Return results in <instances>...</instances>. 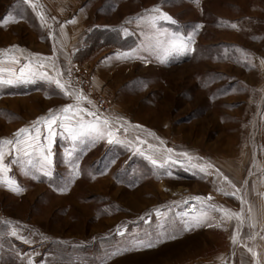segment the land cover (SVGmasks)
Segmentation results:
<instances>
[{"label":"rangeland","instance_id":"rangeland-1","mask_svg":"<svg viewBox=\"0 0 264 264\" xmlns=\"http://www.w3.org/2000/svg\"><path fill=\"white\" fill-rule=\"evenodd\" d=\"M10 2L0 0V14ZM131 2L129 18L114 31H92L88 45L74 54L78 62L94 58L93 63L62 65L58 58L55 64L62 82L71 85L68 90L82 91L92 101L80 107L97 111L91 93L107 100L98 112L111 119L114 142L109 144L107 135L95 142L69 137L62 123L75 127L83 116L73 109L52 126L54 137L39 125V132L25 133L21 144L3 147L10 169L5 178L22 191L0 184V264L29 259L32 264H227L231 255L248 263V249L255 250L264 233V0H141L136 9ZM153 8L177 23L161 19L153 27L148 18L159 15ZM236 17L247 19L243 27L232 26ZM7 23L0 26V76L16 82L0 85V140H15L21 128L33 129L39 118L76 101L54 81L50 59L62 51L15 50L26 36L23 29L20 35L4 33ZM196 25L203 27L195 32L191 50L165 59L170 34L187 37ZM104 31L131 42L117 47L111 42L119 40L99 34ZM108 57L111 64L100 66ZM37 136L45 152L51 141V176L38 170L45 163L39 148L29 147ZM168 148L173 152L164 151ZM167 156L163 168L149 159L163 163ZM206 163L214 166L207 175L199 170ZM224 177L247 203L224 194L234 191ZM242 207L245 222L237 239L245 244L243 254L231 239L239 222L222 220L215 210ZM202 211L208 222L184 231V222ZM13 229L31 243L13 236ZM157 239L155 247L111 255L132 240Z\"/></svg>","mask_w":264,"mask_h":264},{"label":"crops","instance_id":"crops-1","mask_svg":"<svg viewBox=\"0 0 264 264\" xmlns=\"http://www.w3.org/2000/svg\"><path fill=\"white\" fill-rule=\"evenodd\" d=\"M134 1L136 3L134 9L139 8L137 3H140L141 0ZM129 2L131 0H32V3L36 6L34 10L33 6L25 4L24 0H12L9 3V8L0 14V20L3 21L5 17L9 20L7 27L3 30L4 33L9 32L20 35L23 29L26 38L24 41L15 39V42L17 41L15 50H25L27 54V50H32L33 47L38 46L45 50H58L62 51V55L57 57L56 54H53L54 57L50 59L52 65L53 63L57 64L58 61L56 62V60L58 58H62V65L81 66L87 63L91 64L96 59L92 58L88 62H78L76 58L74 59L76 51L82 50L88 45V36L92 31L102 28L114 31L115 27L120 26L122 19L129 18L131 16V10H128ZM41 12L44 20L40 18L39 13ZM13 17L16 19L13 20ZM242 17L235 18L236 27H243L247 19ZM101 18H112V21H104ZM221 18L230 20L226 16ZM73 19H75V22L70 23L69 21ZM61 25H63V28H61ZM129 34L121 33V36L124 38ZM15 56H17V53H15ZM109 58L103 59L100 66L110 65L111 63L108 64L111 62ZM47 60L49 62V59ZM106 78L110 79L111 74L107 75ZM261 237H264V233L258 238L255 245L254 251L257 253L255 258L251 252H247L248 263H245L238 257V259L233 260L234 257L231 255L230 263L227 262V264H256L257 260L260 261V264H264V239ZM239 241L237 239L236 244L240 246ZM244 246L245 244L240 246L241 253L247 251ZM219 264L226 263L221 261Z\"/></svg>","mask_w":264,"mask_h":264},{"label":"snow or ice","instance_id":"snow-or-ice-1","mask_svg":"<svg viewBox=\"0 0 264 264\" xmlns=\"http://www.w3.org/2000/svg\"><path fill=\"white\" fill-rule=\"evenodd\" d=\"M24 3L30 4L31 6H33V8L35 10L36 6L32 3V0H24ZM150 11L159 13L158 16H150L148 18L150 24L153 27H155L156 22L158 20H161V19L164 21H167L171 24L177 23V21L174 20L170 15H167L166 13L160 12L159 8H153ZM39 15H40L41 20H44L43 13L41 12V13H39ZM15 19L16 18L13 17V20H15ZM7 22H8V18L5 17L3 21H0V26H2L3 23H7ZM69 22L74 23L75 19H73L72 21H69ZM232 26L236 27V25H232ZM202 27H203V25H196L195 28L193 29L192 33H190L187 37H184L179 32L174 33V34H170V36H171V40L169 42L170 46L166 50L167 56L165 57V59H167L169 56H171L173 54L176 56L183 55L186 52H188L189 50H191L190 45L194 43L193 36H194L195 32L198 31ZM61 28H63V25H61ZM5 51H9V50H5ZM21 51H23V50H21ZM11 60H12V63L18 62L15 57H12ZM262 63H264V61H262ZM25 67H27V65ZM39 67H45V65L43 63H40ZM52 70H53V72L56 73V76L54 77V81H55L57 88L60 89V91L63 92L65 96H72L75 99L76 103H75V105L70 104L66 107H63L62 109H60V111L58 113H54V112L50 111L47 116L41 117L33 123V129L21 128L15 134V136H16L15 140H8V139L0 140V184L7 185L9 187V190L14 191L16 193L21 192L22 189L18 185H15V182L12 180L11 177L5 178V174L10 169H9L8 165H6L4 163L5 153L3 151V147L5 145H14V144L19 145V144H21V138L25 133H28L29 135H31V132L33 130H35L36 132H39V130H40L38 127L39 125L47 126L50 136L54 137L55 133L52 132V126L54 124H56V122L58 120L63 121L65 119H67V116L65 115L62 117L61 113L67 114L70 111H73V109H75L74 114L83 113V116H80V118L78 120L77 126L70 128V127L63 125V123L61 125V126L65 127V131H67L68 136L71 137L74 141L79 137H87L92 142H95L97 140L104 139L105 136L107 135V142L109 144H112L114 142L115 134L113 133V131L109 127L110 124L112 123L111 119L109 117L102 116L98 111H88V110L80 107V105L84 102H87L89 105H91L92 101L89 100L87 98V96H85L83 94L82 91L70 92L68 90V88L71 85L65 84L62 82V74L59 71H57V69L55 67V63H53V65H52ZM2 71H3V69H0V72H2ZM21 74L23 75V69L21 70ZM40 75L41 76H47V73H40ZM69 75H70V73H69ZM49 79H53V78L49 77ZM14 82H16V81H14V79H12V78L5 80L2 76H0V85H3V84L12 85ZM84 116L94 117V119L84 120V118H83ZM38 139H39L38 136L32 137V141L29 144V147H32L33 151H35L37 148H39L41 155H42V159L44 160L45 163L42 164L38 170L41 171L44 176H51V174H52L51 173V163H52V160H51V156H52L51 141L49 142L48 147H47V151L45 152L44 145L36 143V141ZM115 142L120 143L121 141L116 140ZM161 143L163 144V141H161ZM17 150L19 151V149H17ZM164 151H166L167 153L170 154L173 152V149L168 148V149H165ZM179 155L185 156V157L188 156V154L185 152H181V153H179ZM149 159L151 160V163L153 165H156L160 168H163L164 164L167 163L168 160L171 159V156L164 157L163 163H159L158 160L156 158H153V157H149ZM16 162H18V161L17 160L13 161V163H16ZM172 162L175 163L176 161L173 160ZM193 167H196V165H193ZM213 167L214 166L211 163H206L204 165L199 166V170L201 172H204L207 175V174H209L208 169H213ZM223 179L229 185L230 188L234 189V191H232L231 193L224 191V194L237 196V193L240 192V189L235 188V185L232 184L231 181H228L226 177H224ZM245 183H247V181H245ZM217 191H222V189H217ZM237 198L240 200L242 206L245 203H247V201H245V199L242 195L237 196ZM196 199L197 200H203L204 198L196 197ZM207 199L211 200L212 198L208 197ZM215 210L221 213V219L222 220H232L234 218L235 220H237L239 222L238 227H237V233L233 234L231 237L232 243L235 245L237 243V234L239 232V226L243 225L245 222L243 207L241 208L240 212H232L231 210L226 209V208H216ZM248 213H249L248 220L250 222L249 227L254 228L256 226V222H255V219L252 215L251 205L249 206ZM208 218H209L208 213L202 211L199 215L192 216L189 221H185L183 230L189 231L193 227H199L201 224L207 223ZM208 226H212V225L209 224ZM11 234L13 236H16L17 239L22 240L24 243H31V241L26 239L24 236L18 235V232L15 229L12 230ZM120 234L123 235V232H121ZM168 238L175 239L176 237H175V235H173V236L168 237ZM261 238L264 239V237H261ZM250 239H255V237L252 236V237H250ZM159 242H161L160 239H157V241L155 243L151 240H149L147 243H145V241H143V240H132L129 242L130 246H125L122 249H117L115 252L111 253V255L114 256V255L120 254V253L125 252V251L140 250L141 248H152V247H155L156 243H159ZM248 251L252 253L254 258L257 256V253L252 248H249ZM28 264H32L31 259H29ZM256 264H260V261L257 260Z\"/></svg>","mask_w":264,"mask_h":264},{"label":"trees","instance_id":"trees-1","mask_svg":"<svg viewBox=\"0 0 264 264\" xmlns=\"http://www.w3.org/2000/svg\"><path fill=\"white\" fill-rule=\"evenodd\" d=\"M96 32H98V31H94V33H96ZM100 33H102L101 35H106L107 34V36H109V37H116L117 38V40H119V42L121 43H115V42H111L113 45H115V46H117V47H120V48H123L124 46H123V44L124 43H128V42H131V39L128 37V38H124V39H121L120 37H118L115 33H113V32H106V31H104V32H99V34Z\"/></svg>","mask_w":264,"mask_h":264},{"label":"built area","instance_id":"built-area-1","mask_svg":"<svg viewBox=\"0 0 264 264\" xmlns=\"http://www.w3.org/2000/svg\"><path fill=\"white\" fill-rule=\"evenodd\" d=\"M92 96H94L96 98V103H95V107L97 111H102L107 107V100L105 98L102 97H96V95L92 94Z\"/></svg>","mask_w":264,"mask_h":264}]
</instances>
